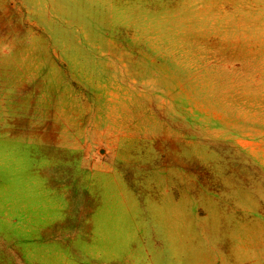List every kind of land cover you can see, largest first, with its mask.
Returning <instances> with one entry per match:
<instances>
[{
    "label": "rangeland",
    "instance_id": "1",
    "mask_svg": "<svg viewBox=\"0 0 264 264\" xmlns=\"http://www.w3.org/2000/svg\"><path fill=\"white\" fill-rule=\"evenodd\" d=\"M0 264H264V0H0Z\"/></svg>",
    "mask_w": 264,
    "mask_h": 264
}]
</instances>
